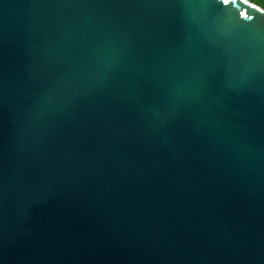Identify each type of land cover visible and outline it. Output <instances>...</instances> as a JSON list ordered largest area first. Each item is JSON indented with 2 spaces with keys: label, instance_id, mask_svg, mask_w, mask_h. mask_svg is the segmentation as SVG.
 Segmentation results:
<instances>
[{
  "label": "water",
  "instance_id": "95a60500",
  "mask_svg": "<svg viewBox=\"0 0 264 264\" xmlns=\"http://www.w3.org/2000/svg\"><path fill=\"white\" fill-rule=\"evenodd\" d=\"M0 264H264V9L0 0Z\"/></svg>",
  "mask_w": 264,
  "mask_h": 264
},
{
  "label": "rangeland",
  "instance_id": "374dc122",
  "mask_svg": "<svg viewBox=\"0 0 264 264\" xmlns=\"http://www.w3.org/2000/svg\"><path fill=\"white\" fill-rule=\"evenodd\" d=\"M264 9V0H250Z\"/></svg>",
  "mask_w": 264,
  "mask_h": 264
},
{
  "label": "snow or ice",
  "instance_id": "6c2138e0",
  "mask_svg": "<svg viewBox=\"0 0 264 264\" xmlns=\"http://www.w3.org/2000/svg\"><path fill=\"white\" fill-rule=\"evenodd\" d=\"M228 2V0H225V3H227Z\"/></svg>",
  "mask_w": 264,
  "mask_h": 264
}]
</instances>
